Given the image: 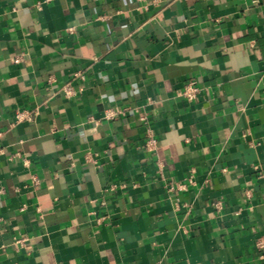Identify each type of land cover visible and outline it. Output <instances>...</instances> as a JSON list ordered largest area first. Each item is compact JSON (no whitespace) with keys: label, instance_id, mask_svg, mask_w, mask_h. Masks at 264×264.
<instances>
[{"label":"crops","instance_id":"0c3cea01","mask_svg":"<svg viewBox=\"0 0 264 264\" xmlns=\"http://www.w3.org/2000/svg\"><path fill=\"white\" fill-rule=\"evenodd\" d=\"M263 238L264 0H0V264H264Z\"/></svg>","mask_w":264,"mask_h":264},{"label":"built area","instance_id":"2783aa9c","mask_svg":"<svg viewBox=\"0 0 264 264\" xmlns=\"http://www.w3.org/2000/svg\"><path fill=\"white\" fill-rule=\"evenodd\" d=\"M38 8L41 9V6H38ZM21 62L22 60L20 58L14 60V63L16 64H19ZM80 78L84 79V77L82 76ZM62 92L66 98L70 99L82 93L83 89L76 90L74 87H72L71 84H67L63 87ZM201 92H202V88L200 87L199 83L197 81H190L186 85L185 89L182 92H180V96L184 97L189 101H194L199 98ZM142 122H144L147 125L148 119L144 117L142 118ZM146 133H147L146 147L149 151H155L157 148V140L155 138L154 132L148 125L146 127ZM257 246L262 251L261 258L264 259V238L257 243Z\"/></svg>","mask_w":264,"mask_h":264}]
</instances>
